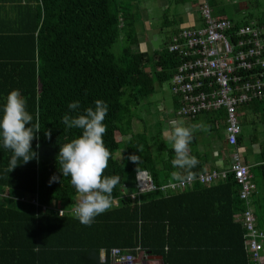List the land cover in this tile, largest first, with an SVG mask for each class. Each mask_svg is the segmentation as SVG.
I'll return each instance as SVG.
<instances>
[{
    "label": "trees",
    "instance_id": "trees-1",
    "mask_svg": "<svg viewBox=\"0 0 264 264\" xmlns=\"http://www.w3.org/2000/svg\"><path fill=\"white\" fill-rule=\"evenodd\" d=\"M128 1L0 0V118L8 94L19 90L33 123L38 115L40 125L31 142L36 156L27 163L18 161L11 172L13 153L0 140V264H113V249L134 257L136 264H140L139 256L161 259V264H252L241 218L245 208L232 173L209 186L195 184L181 192L138 191L140 172H147L154 185L161 187L201 173L229 170L233 149L225 139V111H203L191 119L203 117L207 132L215 138L225 135L223 145L210 147V153L197 150L199 135L192 136L190 155L199 163L190 170L191 176L173 165V148L159 145L156 156L141 153L140 136L124 140L131 126L125 134L123 125L140 102L155 92L156 84L170 82L171 88L184 60L168 47L182 30L204 25L202 1L219 20L264 28V14L257 12L259 0H247L245 5L250 8L238 9L235 14L241 20L226 9V0H201L199 26L175 29L152 53L132 48L138 38ZM164 18L161 32L171 23ZM120 40L124 46L113 52ZM96 100L108 105L103 140L111 156L105 176H119L120 181L112 193L111 209L86 226L74 215L78 194L70 177L63 176L57 157L62 145L82 134V129L66 128L62 117L85 114L87 108L95 110ZM75 101L79 107L69 109ZM175 108L179 109L177 101ZM247 110L253 117H247ZM238 111L241 133L236 150L253 177L251 206L258 229L264 231V100L250 102ZM245 124H258L262 129L260 141L255 129L248 139L253 162L244 157ZM255 144L257 152L252 150ZM215 155L222 157L221 168L216 166ZM132 156L138 159L133 161ZM53 176L58 179L51 181ZM22 197L37 198L40 205L22 203ZM62 210L63 217L59 216Z\"/></svg>",
    "mask_w": 264,
    "mask_h": 264
},
{
    "label": "built area",
    "instance_id": "built-area-1",
    "mask_svg": "<svg viewBox=\"0 0 264 264\" xmlns=\"http://www.w3.org/2000/svg\"><path fill=\"white\" fill-rule=\"evenodd\" d=\"M200 15L204 25L182 30L168 47L171 53L184 60L172 79L171 91L178 99L177 114L182 118L191 120L203 111H225V139L233 149L231 167L161 187L154 185L147 172H140L137 175L138 191L181 192L195 184L209 186L232 173L245 208L241 218L246 231V248L252 264H264V231L256 225L250 201L255 184L249 167L236 150L241 133L239 108L264 100V28L256 23L239 26L219 20L213 16L206 1L201 2ZM19 201L40 205L37 198L22 197ZM111 254L113 264H136L134 257L123 255L118 249H113Z\"/></svg>",
    "mask_w": 264,
    "mask_h": 264
},
{
    "label": "clouds",
    "instance_id": "clouds-1",
    "mask_svg": "<svg viewBox=\"0 0 264 264\" xmlns=\"http://www.w3.org/2000/svg\"><path fill=\"white\" fill-rule=\"evenodd\" d=\"M78 107L79 101L68 105V108L72 110ZM107 114V103L96 100L95 110L87 108L85 114L76 117L65 114L62 117L66 128L82 129V134L78 138L61 146L57 158L63 176L70 177V182L78 194L79 202L74 208V215L81 224L86 226H91L96 216L111 209L113 206L112 193L120 181L119 176H105L111 156L103 140L107 132V125L103 121ZM29 124L31 126L26 127ZM196 127L195 125L184 127L173 121L172 130L167 133L175 152L173 165L188 170L190 176L192 175L190 170L199 163L195 156L190 155L189 148L193 129ZM204 130H208L207 127ZM39 131L38 115L36 122L33 123V116L26 110V101L19 90L11 91L7 96L3 116L0 118V140L4 148L13 153L9 161L10 172L17 167L18 161L22 160L23 163H27L36 156L31 142ZM46 135L50 136V132ZM131 159L136 161L138 158L132 156ZM177 175L173 173V177ZM57 179L53 176L51 181ZM60 216L63 217V210Z\"/></svg>",
    "mask_w": 264,
    "mask_h": 264
},
{
    "label": "rangeland",
    "instance_id": "rangeland-1",
    "mask_svg": "<svg viewBox=\"0 0 264 264\" xmlns=\"http://www.w3.org/2000/svg\"><path fill=\"white\" fill-rule=\"evenodd\" d=\"M201 0H188L187 3H176L174 0H129L128 10H130L131 15L135 19V30L136 34L143 38L146 43V52L152 53L160 49L166 37L170 36L175 29H181L183 27L193 26L198 27V3ZM243 1V3H241ZM247 0H226L224 5L229 12L238 13V9L241 10L249 9L246 7L245 3ZM241 4V6H240ZM246 7V8H245ZM7 8H10L9 6ZM189 10V11H188ZM259 14H264V0H259V9L257 10ZM169 20L170 25L163 29V24L165 22V17ZM215 17V16H214ZM233 17L237 20H241V16L235 14ZM227 19H232V17L227 16ZM124 46L122 40L118 41L114 46L112 51L118 52ZM134 51L145 50V45L141 42L137 46L132 47ZM144 52V51H143ZM175 101L178 102L177 97L171 91L170 82L163 84H156L155 92L148 98L142 100L140 104L132 111V116L130 119L124 123L123 128L125 129V134L131 126V131L128 137L124 140L130 138L131 136H140L141 143V153L151 152L154 156L157 155V150L159 145H163L166 149H171L172 145L168 140L167 133L172 130V122L176 121L178 124L184 127L197 126L193 129V135L198 136V146L197 150L201 153H205L207 150L210 153L211 149L215 147H221L223 145V140L225 135L219 138H215L212 133H208L204 128L207 124L203 117L197 120H188L178 116L177 109L175 108ZM247 117H253L250 111H246ZM247 118V119H248ZM249 120V119H248ZM255 124L244 125V131L246 135V154L244 157L247 162L253 161L250 150L249 138L253 135L252 132L255 129L256 138L258 141L261 140L262 129L260 126ZM133 138V137H132ZM116 139L121 140L120 134H116ZM126 147V142L123 143ZM258 144L253 146V151H258ZM254 153H252L253 155ZM223 158H226V155ZM214 155H210V159H213ZM117 159H121L120 154ZM142 194L141 197H143ZM140 264H161L160 260L152 258H144L139 256L136 258Z\"/></svg>",
    "mask_w": 264,
    "mask_h": 264
},
{
    "label": "crops",
    "instance_id": "crops-1",
    "mask_svg": "<svg viewBox=\"0 0 264 264\" xmlns=\"http://www.w3.org/2000/svg\"><path fill=\"white\" fill-rule=\"evenodd\" d=\"M137 38H138V44H141V42L145 45V50H142V52L144 51V52H146V49H147V47H146V43H145V41H143V38H141V37H139L138 35H137ZM220 156V155H219ZM221 157V156H220ZM220 157H217V155H215V162H216V166H218L219 168H221L220 166H221V163H222V157L220 158ZM253 162V161H252Z\"/></svg>",
    "mask_w": 264,
    "mask_h": 264
},
{
    "label": "water",
    "instance_id": "water-1",
    "mask_svg": "<svg viewBox=\"0 0 264 264\" xmlns=\"http://www.w3.org/2000/svg\"><path fill=\"white\" fill-rule=\"evenodd\" d=\"M160 260V262H161V259H159Z\"/></svg>",
    "mask_w": 264,
    "mask_h": 264
}]
</instances>
